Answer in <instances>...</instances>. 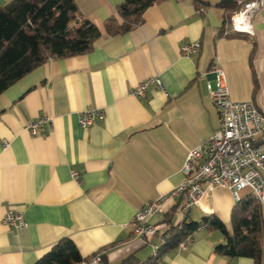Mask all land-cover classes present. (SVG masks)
Listing matches in <instances>:
<instances>
[{"label":"crops","instance_id":"obj_1","mask_svg":"<svg viewBox=\"0 0 264 264\" xmlns=\"http://www.w3.org/2000/svg\"><path fill=\"white\" fill-rule=\"evenodd\" d=\"M74 1L101 30L93 49L48 59L0 93V264H34L62 238L84 258L101 253L100 264H120L128 255L138 264L152 256L153 244L165 242L164 230L185 218L214 215L230 229L236 201L223 187L185 213L179 199L166 200L150 219L165 226L148 243L134 236L131 221L182 182L189 151L205 149L219 127L206 89L212 64L224 70L231 99L252 100L264 114V8L236 31L230 19L223 23L219 0L200 9L191 0H165L148 7L137 27L109 36L103 23L123 0ZM195 41L196 55L180 53ZM155 76L162 88L149 84L144 96L131 95ZM90 109L104 117L81 127L79 116ZM43 115L50 123L30 134L27 121ZM9 208L22 213L25 226L2 223ZM189 236L186 249L171 250L158 264H254L216 253L223 242L216 229L200 225ZM261 248L264 264V218Z\"/></svg>","mask_w":264,"mask_h":264},{"label":"trees","instance_id":"obj_2","mask_svg":"<svg viewBox=\"0 0 264 264\" xmlns=\"http://www.w3.org/2000/svg\"><path fill=\"white\" fill-rule=\"evenodd\" d=\"M165 0H123L116 6V15L108 17L103 28L107 35L124 34L143 22L144 11ZM198 9L211 5L210 0H191ZM216 6L224 11L223 23L240 8L238 0H219ZM101 30L83 17L74 0H13L0 4V93L26 73L51 58H64L93 49ZM170 222L169 218H166ZM263 207L246 194L234 204L230 214V229L214 215L201 222L183 219L164 230L165 242L157 255L138 264H158L163 255L200 225L218 230L223 242L214 251L228 258L248 257L261 264ZM87 259L80 255L69 238L57 241L34 264H78ZM133 255L120 264H136Z\"/></svg>","mask_w":264,"mask_h":264},{"label":"built area","instance_id":"obj_3","mask_svg":"<svg viewBox=\"0 0 264 264\" xmlns=\"http://www.w3.org/2000/svg\"><path fill=\"white\" fill-rule=\"evenodd\" d=\"M11 2L13 0H2ZM264 8V0H246L235 11L230 22L236 31L243 30L242 22H248L251 15ZM200 43L188 42L180 46V53L194 56L198 53ZM208 74L212 79L206 83V89L217 109L219 127L208 139L205 149L201 144L191 149L184 162L182 172L184 179L168 194L146 202L132 218V232L144 243L165 226L164 222L153 224L151 217L163 211V204L169 198L179 199L181 211L185 213L192 205L198 204L208 192L223 187L230 190L235 201L241 198V192L248 191L264 209V114L252 100L234 101L230 97L226 75L217 63L211 65ZM149 84L162 88L159 76L140 82L130 93L135 97L145 95ZM101 109L83 111L78 119L81 127L89 126L95 118L102 119ZM50 115H43L26 123L27 131L35 135L42 130L44 123H50ZM4 146L7 145L5 141ZM72 178L78 179V173L72 172ZM2 223L9 227L25 226L22 213L13 208L6 209ZM191 243L188 235L178 248L186 249ZM152 255H157L159 246L152 245ZM101 253H96L78 264H100Z\"/></svg>","mask_w":264,"mask_h":264},{"label":"rangeland","instance_id":"obj_4","mask_svg":"<svg viewBox=\"0 0 264 264\" xmlns=\"http://www.w3.org/2000/svg\"><path fill=\"white\" fill-rule=\"evenodd\" d=\"M4 1L0 0V4H3ZM263 218H264V210H263Z\"/></svg>","mask_w":264,"mask_h":264}]
</instances>
